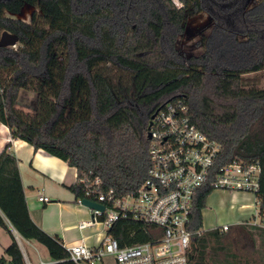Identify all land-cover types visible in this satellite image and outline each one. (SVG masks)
Returning a JSON list of instances; mask_svg holds the SVG:
<instances>
[{
    "label": "trees",
    "instance_id": "16d2710c",
    "mask_svg": "<svg viewBox=\"0 0 264 264\" xmlns=\"http://www.w3.org/2000/svg\"><path fill=\"white\" fill-rule=\"evenodd\" d=\"M14 1L0 0V7ZM177 1L41 0L63 24L47 33L0 15V38L8 30L26 45L41 35L37 52L0 46V122L13 138L77 168L70 187L77 200L85 197L82 180L95 176L123 196L148 175L152 117L182 101L192 123L221 143L222 163H260L256 198L264 219V87L246 77L264 63V0ZM203 11L213 25L196 42L200 51L183 50L189 18ZM22 93H33V100ZM9 148L0 153V228L11 224L43 244L53 264H75L63 240L32 219L19 160ZM211 191L197 194L191 229H203ZM249 228L264 244V227ZM110 234L124 247L154 240L163 228L128 216ZM192 240L191 264L244 263L220 228ZM25 262L16 240L0 256V264Z\"/></svg>",
    "mask_w": 264,
    "mask_h": 264
},
{
    "label": "built area",
    "instance_id": "2783aa9c",
    "mask_svg": "<svg viewBox=\"0 0 264 264\" xmlns=\"http://www.w3.org/2000/svg\"><path fill=\"white\" fill-rule=\"evenodd\" d=\"M182 101L168 102L149 124L150 168L143 182L126 195L114 189L105 190L100 176L83 179L85 197L105 206L92 209V217L79 223L80 229L102 226L96 245L85 242L66 246L68 259L75 264H105L111 258L116 264H191L193 236L203 229H191V216L197 194L204 188L244 191L255 195L260 188L262 168L259 162L234 159L221 162L222 145L201 131L187 114ZM42 202L50 197L42 195ZM84 205V204H83ZM155 224L163 234L154 240L120 246L110 231L120 217ZM249 224L257 225L251 221ZM229 229L228 225L222 231ZM99 235V238H100ZM25 264H53L57 260L41 259Z\"/></svg>",
    "mask_w": 264,
    "mask_h": 264
},
{
    "label": "crops",
    "instance_id": "0c3cea01",
    "mask_svg": "<svg viewBox=\"0 0 264 264\" xmlns=\"http://www.w3.org/2000/svg\"><path fill=\"white\" fill-rule=\"evenodd\" d=\"M22 96L29 102L33 100L34 95L33 93H22ZM25 109L28 110V108ZM7 144H10L9 150L19 160L28 207L34 222L47 233L59 236L66 246L81 242L96 245L102 236L100 235V238L99 235L93 237L95 234L89 230L94 227L79 228L80 221L89 220L92 217V209L80 204L75 193L70 189L78 181L77 168L57 156L48 154L43 149L36 150L25 140L13 138L10 129L0 122V153ZM242 194L246 197H251L250 194L254 196L252 215L235 224L225 223L217 228L222 230L223 226H229V229L225 231L226 241L228 235L233 234V237L242 235L247 241L253 243L252 248H247L244 245L242 251L238 253L243 264H264V244L258 236L257 240L251 237L249 228L252 225L249 223L254 220L257 222L256 226L264 227V219L259 216L255 195L249 192ZM42 195L50 197V202L40 201L39 197ZM20 238L29 244L34 242V240L27 239L11 224H9V229L0 228V256L4 255L5 248L13 240H16L25 260H30L26 256L27 252L20 242Z\"/></svg>",
    "mask_w": 264,
    "mask_h": 264
},
{
    "label": "rangeland",
    "instance_id": "374dc122",
    "mask_svg": "<svg viewBox=\"0 0 264 264\" xmlns=\"http://www.w3.org/2000/svg\"><path fill=\"white\" fill-rule=\"evenodd\" d=\"M0 15L21 18L32 23L45 33L63 26L55 11L42 3L41 0H15L10 4L2 5L0 7ZM212 25L213 19L208 11H203L190 17L187 22L186 33L180 38V46L182 49L192 53L199 52L200 47L196 42L201 38L203 33H207L210 30ZM40 41L41 35H34L31 43L20 45L18 42L15 46L11 47L15 49L22 47L27 51L37 52ZM246 77L255 81L259 86L264 87V63L262 64V70L260 72L250 73L246 75ZM242 193L244 192L229 191L226 189L212 190L207 197L206 207L203 210V229L208 231L221 227L225 223L231 225L242 219L249 218L252 215V208L254 207V196L250 194L251 197H246ZM89 232L95 234L93 237L100 235L102 226L97 225L89 230ZM20 240L27 252L26 256L29 257L33 263L39 262L40 259H50L48 250L43 244L35 240L32 244L27 243L22 238H20ZM94 240L96 239L94 238ZM227 241L230 242L236 253H240L244 245L247 248H252L253 245L251 241H247L242 235L233 237V234H230L227 237ZM105 264H116V262L111 258H107ZM211 264L217 263L212 261Z\"/></svg>",
    "mask_w": 264,
    "mask_h": 264
},
{
    "label": "water",
    "instance_id": "95a60500",
    "mask_svg": "<svg viewBox=\"0 0 264 264\" xmlns=\"http://www.w3.org/2000/svg\"><path fill=\"white\" fill-rule=\"evenodd\" d=\"M251 1V0H249ZM19 42L18 35L5 30L0 38V46H15ZM155 117V115L152 117V119ZM152 121H150V124ZM148 138H151V134L148 133ZM83 204L88 206L91 209H101L104 210L105 206L103 204L97 203L95 201H92L90 199H84Z\"/></svg>",
    "mask_w": 264,
    "mask_h": 264
}]
</instances>
